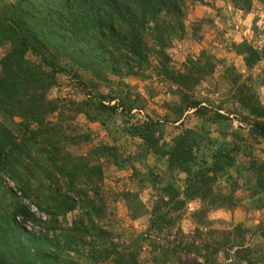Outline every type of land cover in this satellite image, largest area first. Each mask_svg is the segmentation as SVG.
I'll return each mask as SVG.
<instances>
[{
    "label": "trees",
    "instance_id": "obj_1",
    "mask_svg": "<svg viewBox=\"0 0 264 264\" xmlns=\"http://www.w3.org/2000/svg\"><path fill=\"white\" fill-rule=\"evenodd\" d=\"M228 2L244 14L252 7V0ZM198 3L0 0V264H264V223L209 218L219 209L264 207V69L254 72L264 43L231 44L242 71L207 49L176 68L168 50L187 36V14ZM207 23L191 24L196 40ZM153 73L175 99L163 103L160 118L131 123L146 101L124 78ZM61 74L79 101L49 96ZM218 89L217 102L208 94ZM188 115L195 127H184ZM87 123L110 141L73 153L91 142ZM169 124L182 128L168 144ZM123 138L139 141L130 153ZM149 156L164 166L150 165ZM104 163L131 168L133 189L107 194ZM145 189L150 207L140 197ZM118 201L130 220L146 217L144 230L113 225Z\"/></svg>",
    "mask_w": 264,
    "mask_h": 264
},
{
    "label": "rangeland",
    "instance_id": "obj_2",
    "mask_svg": "<svg viewBox=\"0 0 264 264\" xmlns=\"http://www.w3.org/2000/svg\"><path fill=\"white\" fill-rule=\"evenodd\" d=\"M203 2L204 4L198 3L189 9L185 21L187 36L183 40L173 42L172 47L168 50L175 67L180 68L181 63L185 61L186 57H196L202 50L207 49L217 58L234 64L236 68L242 71L244 69L243 61L230 49V46L232 43H238L242 41L244 37H247L255 45L262 44L261 35L255 33L253 26L251 27L250 31H247V25L250 23L249 21H251L253 25L256 24L255 26H257L258 29L263 28L264 0H252V7L247 15H244L242 11L232 9L228 0H203ZM202 18L209 20V23L202 25V28L198 33L201 36V39L196 40V38L191 34V24L194 21ZM246 19L248 20V23H244ZM3 52L4 49L1 48L0 57ZM262 69H264V62L258 64L255 67L254 72H260ZM218 74L219 72L215 73V78H218ZM58 80L59 84L51 89L49 94L50 97H70L76 101L81 99V95L77 93L76 88H74L75 86L71 84L66 76L62 74L58 75ZM124 80L133 86V92H138L145 98L146 104L142 111L144 112V115L146 114L152 118H160L162 115H164L166 113V109L163 107V103L175 99V97L167 91L168 85L158 81V78L154 75V73L150 79L145 81L138 80L132 76L126 77ZM208 83H205L203 86L206 87ZM208 89L210 90V87ZM150 90H156L157 93L155 95H151ZM203 93L206 94V91H203ZM259 95L261 101L264 103V87L259 89ZM208 96L218 102L222 97L221 89L211 92L208 94ZM135 115V117L139 119L142 116L136 113ZM78 121L80 123H86L84 117L81 115L78 116ZM129 121L131 123L136 122V120L132 121V118H130ZM118 123L122 125L121 122ZM197 123V118L192 115H188L187 118H185L184 127H195ZM87 125L91 130V142L83 144L82 146L70 147L69 150L73 153H84L86 149L92 144L110 141L106 132L97 123H87ZM234 125L238 126V123L234 122ZM181 128L182 127L180 125L169 124L164 135L165 142L169 144L172 136L176 134ZM125 139L126 142L124 141ZM138 142L139 141L137 139L129 138H123L120 140V143H123L121 148L123 151H125V154L133 151L135 145ZM260 155L262 158H264L263 151L260 152ZM148 163L150 165H155L158 168H162L164 166L163 160L157 159L153 156L148 157ZM102 168L104 173L103 186L107 194L126 189H133L131 182V168L128 167L123 170H117L112 165L106 163L103 164ZM143 170L144 168L142 171ZM6 184L10 186L11 182L7 180ZM238 194L243 195V192L239 191ZM140 197L148 207L151 206V202L154 198L150 197V194L146 189L140 192ZM242 204H245L244 200L242 201ZM112 207L114 217L110 218L113 219V225L120 230L124 229L126 232H129L131 230L142 231L146 228V217H142L135 221L130 220L127 214V209L121 201H118ZM241 207H238L233 211H227L223 209L215 210L209 214V218L216 222L223 220L226 225L237 222H242L246 225L257 224L259 222L264 223V207L260 210L252 209L248 211L243 210ZM194 208V204L189 205V210ZM67 217L69 221L72 218L71 214H68ZM26 227L27 229L32 228L30 226ZM181 228L184 232H189L193 229V225L188 219H184L181 222ZM104 229H109V232L111 231L114 236H117L118 234L113 232L108 227ZM34 230H37V228ZM114 240L119 241L120 239L119 237H114Z\"/></svg>",
    "mask_w": 264,
    "mask_h": 264
},
{
    "label": "crops",
    "instance_id": "obj_3",
    "mask_svg": "<svg viewBox=\"0 0 264 264\" xmlns=\"http://www.w3.org/2000/svg\"><path fill=\"white\" fill-rule=\"evenodd\" d=\"M244 15H247V14H244ZM250 23H248V20L246 19L245 20V22L244 23H248V25H247V31L249 30L250 31V29H251V27L253 26V24H252V22L251 21H249ZM242 30H243V28H242ZM245 38H247V37H244L243 39H245ZM241 39H242V37H241ZM248 39V38H247ZM249 40V39H248ZM261 41H262V43H264V35H261Z\"/></svg>",
    "mask_w": 264,
    "mask_h": 264
},
{
    "label": "built area",
    "instance_id": "obj_4",
    "mask_svg": "<svg viewBox=\"0 0 264 264\" xmlns=\"http://www.w3.org/2000/svg\"><path fill=\"white\" fill-rule=\"evenodd\" d=\"M136 114H138V115H142L141 117H140V119L139 118H136V117H133L132 118V121H137V120H141L142 118H144V112L142 111V110H139V111H136Z\"/></svg>",
    "mask_w": 264,
    "mask_h": 264
}]
</instances>
